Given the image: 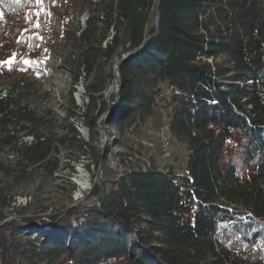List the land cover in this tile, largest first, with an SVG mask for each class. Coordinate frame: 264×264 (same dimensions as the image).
<instances>
[{"label":"trees","instance_id":"1","mask_svg":"<svg viewBox=\"0 0 264 264\" xmlns=\"http://www.w3.org/2000/svg\"><path fill=\"white\" fill-rule=\"evenodd\" d=\"M155 1L0 0V61L17 54L0 65L1 222L17 186L57 172L63 150L80 161L91 148L70 108L49 120L32 99L60 39L72 83L84 73L103 112L120 63L118 132L145 124L164 95L186 150L182 173L132 166L98 202L95 183L91 204L0 222V264H264V0H158V14Z\"/></svg>","mask_w":264,"mask_h":264},{"label":"rangeland","instance_id":"2","mask_svg":"<svg viewBox=\"0 0 264 264\" xmlns=\"http://www.w3.org/2000/svg\"><path fill=\"white\" fill-rule=\"evenodd\" d=\"M86 17V14L79 15L81 25H84ZM62 28V22L58 19L56 30L59 38L63 34ZM70 49L65 40L61 39L52 48L48 57L50 68L33 74L32 99L40 111L50 110L46 113V119L49 120L56 116L66 118V111L70 108L76 116L71 117L68 122L76 127L82 139L91 144V148L86 150V155L83 156L85 158L80 161H76L78 158L76 151L68 153L63 150L61 159L64 162L57 172L47 176L40 173L17 186L9 195V197L12 195L11 202L3 210V215L8 216L2 222L20 220L28 213L43 215L45 209L46 212H55L67 206L85 204L95 183L98 184L100 180L102 185L109 188L112 180L124 175L132 166L140 169L156 166L163 171L173 166L176 173L184 172L186 150L179 144L173 146L172 135L170 155L165 157L159 138L153 147L149 142H142L147 129L159 126L163 116L170 121L172 107L169 106L168 109L167 102L159 97L153 115L145 124L133 130L125 129L123 133L118 132L114 120L119 114L116 106L121 101L122 82L117 68L119 62L113 67L115 78L107 85L104 93L108 108L103 112L102 106L92 105L87 90V85L91 84V81L84 73L76 84L72 83L70 65L63 64L65 57L70 56ZM126 55L127 53L123 55V59ZM72 68L76 70L74 65ZM71 91L77 107L72 105L69 95ZM26 140L31 141L32 137H26ZM94 153H98V156L93 162ZM67 160L71 162L73 169L65 166ZM73 225H78L76 220H73Z\"/></svg>","mask_w":264,"mask_h":264},{"label":"built area","instance_id":"3","mask_svg":"<svg viewBox=\"0 0 264 264\" xmlns=\"http://www.w3.org/2000/svg\"><path fill=\"white\" fill-rule=\"evenodd\" d=\"M172 92V87H168L167 91H166V95L171 94ZM160 97H162V100H164L165 102H167L164 98V95H160ZM168 109H169V104L167 103ZM144 139L142 140V142H157V138H165V141L167 143V137H166V119L162 118V123L157 126V127H149L145 133V136L143 137ZM167 155L170 154V152L166 153Z\"/></svg>","mask_w":264,"mask_h":264},{"label":"bare ground","instance_id":"4","mask_svg":"<svg viewBox=\"0 0 264 264\" xmlns=\"http://www.w3.org/2000/svg\"><path fill=\"white\" fill-rule=\"evenodd\" d=\"M166 137H167V143L165 141V138H159L161 146H162V152H163L164 157L170 155V154L169 155L166 154L167 152H170V147H171V131H170V121L169 120H166ZM149 144L151 147H153L155 145L154 142H149ZM142 169L146 170V169H148V167L147 168L145 167Z\"/></svg>","mask_w":264,"mask_h":264},{"label":"water","instance_id":"5","mask_svg":"<svg viewBox=\"0 0 264 264\" xmlns=\"http://www.w3.org/2000/svg\"><path fill=\"white\" fill-rule=\"evenodd\" d=\"M157 3H158V0H156L155 1V11H156V14H158V12H159V9H158V5H157ZM145 44H146V41L141 45V47H139L138 49H136V50H133V51H131V52H129V53H127V55L124 57V59H126V58H129V57H131L133 54H135L139 49H141V48H143L144 46H145ZM120 63H118V65H119ZM118 65H117V68H118ZM98 186H99V193H98V195L95 197V200L98 202L100 199H101V197H102V194H103V185L101 184V182H100V180H99V183H98ZM92 203V201H89V202H87V203H85V204H91ZM73 205V204H72Z\"/></svg>","mask_w":264,"mask_h":264},{"label":"snow or ice","instance_id":"6","mask_svg":"<svg viewBox=\"0 0 264 264\" xmlns=\"http://www.w3.org/2000/svg\"><path fill=\"white\" fill-rule=\"evenodd\" d=\"M35 2L37 4H40L42 5L44 3V0H35ZM37 15H39V13L37 12ZM36 27H39V25L37 24ZM16 55L17 54H13L12 57H10V59L8 61H0V65H4V66H11L12 64H15L17 61H16ZM24 63L26 64H30L31 61L30 60H24Z\"/></svg>","mask_w":264,"mask_h":264}]
</instances>
